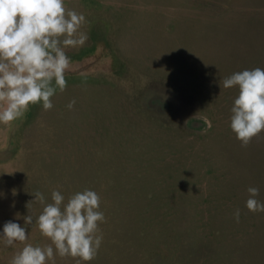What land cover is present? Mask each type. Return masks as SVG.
Wrapping results in <instances>:
<instances>
[{"label": "rangeland", "instance_id": "374dc122", "mask_svg": "<svg viewBox=\"0 0 264 264\" xmlns=\"http://www.w3.org/2000/svg\"><path fill=\"white\" fill-rule=\"evenodd\" d=\"M65 7L84 14L88 39L67 50V86L52 109L31 105L0 124V229L24 226L27 215L35 222L37 191L51 202L60 190L67 202L92 189L103 240L84 264H264V212L245 207L249 187L264 201V131L241 146L229 126L237 92L222 84L264 68V0ZM27 227V241L0 246V264L24 243H49L35 223Z\"/></svg>", "mask_w": 264, "mask_h": 264}, {"label": "clouds", "instance_id": "9594fccd", "mask_svg": "<svg viewBox=\"0 0 264 264\" xmlns=\"http://www.w3.org/2000/svg\"><path fill=\"white\" fill-rule=\"evenodd\" d=\"M86 18L82 12L68 10L65 0H0V124L20 119L31 105L43 110L53 108L57 89L67 86L65 73L70 65L67 50L82 46L88 39L81 31ZM224 89H235L230 109V129L246 147L264 131V68L234 72L222 81ZM76 104L72 99L67 108ZM205 125L212 127L204 117ZM245 207L250 212H264V201L257 199L258 187L247 189ZM34 200L43 209L36 217H24L21 226L12 220L0 229V246L15 248L29 238L27 225L35 223L48 239L44 246L24 243L9 264H55V258L70 257L75 264L90 262L97 254L105 221L100 210V195L92 189L77 191L67 198L60 190H52L51 202L37 191ZM29 203V204H30ZM240 220V210L234 213Z\"/></svg>", "mask_w": 264, "mask_h": 264}]
</instances>
